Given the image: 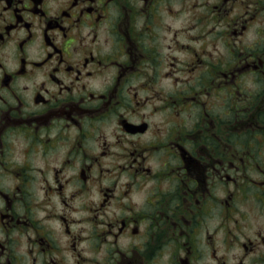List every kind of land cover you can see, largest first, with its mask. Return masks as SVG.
Instances as JSON below:
<instances>
[{
    "label": "flooded vegetation",
    "instance_id": "flooded-vegetation-1",
    "mask_svg": "<svg viewBox=\"0 0 264 264\" xmlns=\"http://www.w3.org/2000/svg\"><path fill=\"white\" fill-rule=\"evenodd\" d=\"M0 264H264V0H0Z\"/></svg>",
    "mask_w": 264,
    "mask_h": 264
}]
</instances>
